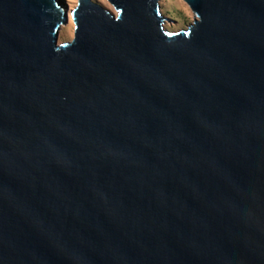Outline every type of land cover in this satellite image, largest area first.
Returning a JSON list of instances; mask_svg holds the SVG:
<instances>
[{
	"label": "water",
	"instance_id": "1",
	"mask_svg": "<svg viewBox=\"0 0 264 264\" xmlns=\"http://www.w3.org/2000/svg\"><path fill=\"white\" fill-rule=\"evenodd\" d=\"M107 1L0 0V264H264V0Z\"/></svg>",
	"mask_w": 264,
	"mask_h": 264
},
{
	"label": "rangeland",
	"instance_id": "2",
	"mask_svg": "<svg viewBox=\"0 0 264 264\" xmlns=\"http://www.w3.org/2000/svg\"><path fill=\"white\" fill-rule=\"evenodd\" d=\"M67 14V22L62 24L58 31V42L70 41L73 37L74 23L71 19V10L77 4V0H57ZM108 9L113 14L116 10L107 0H93ZM160 13L164 16L163 26L170 31L186 29L193 21V13L184 0H158ZM171 20V21H170Z\"/></svg>",
	"mask_w": 264,
	"mask_h": 264
}]
</instances>
